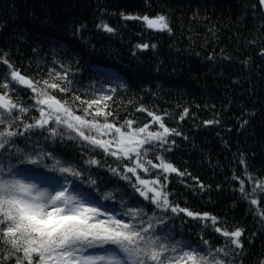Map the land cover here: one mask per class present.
Masks as SVG:
<instances>
[{"label":"trees","instance_id":"obj_1","mask_svg":"<svg viewBox=\"0 0 264 264\" xmlns=\"http://www.w3.org/2000/svg\"><path fill=\"white\" fill-rule=\"evenodd\" d=\"M158 14L167 17L171 32L124 18ZM102 24L114 31L98 27ZM138 44L150 46L141 49ZM0 57L34 81L51 82L55 73L66 74L67 81L61 83L69 91L51 90L58 99L72 101L78 95L90 101L111 96L105 111L113 113L108 119L118 126L125 120H134L133 127L148 123L151 117L147 111H137L140 107L157 115L167 113L164 123L181 135L169 137L165 148L170 151L157 144L148 158L158 163L155 157L161 154L185 173L169 174L170 201L218 217V226L229 231L243 229V248L236 249L210 222L206 225L170 210L161 213L128 181L109 171L118 166L112 156L78 138L70 139L68 133L50 137L46 129L37 128L16 137V146L26 151L42 149L70 161L83 170L84 180L91 175L97 181L93 193L102 197L112 192L114 198L104 203L117 214L128 207H142L145 222L154 213L164 216L156 234L167 237L169 243L180 241L204 253L225 248L229 257L220 254L218 258L234 260V264H264V192L258 190L246 198L234 179L244 180L246 193L252 192L255 180L264 181V12L259 0H0ZM3 76H10V70L0 63V83ZM11 95L25 106L35 104L30 89L18 86ZM83 107L74 102L77 115H83ZM184 109L188 112L181 120ZM21 115L32 122L39 113L31 107ZM157 129L158 125L150 128ZM93 158L100 161L99 166L85 163ZM52 163L45 158L42 165H18L20 178L48 187L49 178L57 174L44 165ZM158 173L151 169L139 174L150 180ZM253 198L258 205L250 203Z\"/></svg>","mask_w":264,"mask_h":264},{"label":"snow or ice","instance_id":"obj_2","mask_svg":"<svg viewBox=\"0 0 264 264\" xmlns=\"http://www.w3.org/2000/svg\"><path fill=\"white\" fill-rule=\"evenodd\" d=\"M259 4L264 7V0H259ZM124 18L142 20L149 29L171 32L165 15ZM98 27H103L107 32L114 31L107 24ZM149 46L138 44L137 48L147 49ZM0 63L10 70V76H3V83H0V246L7 249H0V264L12 260L15 264H234V260L218 258L220 254L229 257L230 252L225 248L209 249L204 253L180 241L167 242V237L156 234L157 226L164 223V216L154 213L145 222L143 217L146 213L142 207H128L119 214L114 209L109 210L104 201L113 199V193L108 192L102 197L95 195L92 189L97 181L91 175L84 180L83 170L70 161L56 159L42 149L26 151L15 143L16 137L25 136L37 128L46 129L50 137L68 133L70 139L78 138L92 148L101 149L105 155L112 156L118 166L109 167V171L128 181L143 200L154 205L161 213L166 214L170 210L174 214L184 213L206 225L210 222L216 233L229 238L236 249H242L240 238L243 229L237 227L229 231L226 227L218 226L221 223L218 217L207 212H193L170 201L167 191L169 174L183 176L185 173L179 172L161 154L155 157L158 163L148 158L149 152L157 144L161 149L170 151L171 148H165L169 137L181 135L164 123L167 113L157 115L140 107L137 111H147L151 117L148 123L133 127L134 120H125L118 126L108 119L113 113L105 111L108 107L106 102L111 100V96L100 95L90 101L81 100L78 95L72 101L58 99L51 90L69 91L61 83L67 81L66 74L55 73L51 82L34 81L15 69L6 58L0 57ZM18 86L31 90L34 105L25 106L13 99L11 93ZM75 101L86 105L83 115L76 114ZM102 102L103 107H100ZM93 106L95 111H90ZM31 107L36 108L39 116L34 117L32 122L24 121L21 114L28 113ZM187 112L188 109H184L181 120ZM17 122L22 124V128ZM212 123L218 121H205V124ZM152 125H158V129L150 130ZM61 128L64 132H61ZM170 143L174 144L175 141ZM45 158L52 159L53 163L44 167L57 174L49 178L50 186L42 187L31 179L20 178L18 165H42ZM12 159L16 160V164L11 163ZM85 163L89 166L100 165V161L94 158ZM151 169H158L159 173L150 180L141 178L140 172L148 173ZM248 178L252 180L250 175ZM234 179L239 180V191L246 198L258 190L264 192V181L255 180L252 192L246 193L244 180L239 177ZM84 184L88 187H84ZM120 203L123 207L124 201ZM250 203L258 205L259 201L253 198ZM261 216L264 217V212ZM203 243L209 244L207 240ZM89 249L97 251L89 253Z\"/></svg>","mask_w":264,"mask_h":264},{"label":"water","instance_id":"obj_3","mask_svg":"<svg viewBox=\"0 0 264 264\" xmlns=\"http://www.w3.org/2000/svg\"><path fill=\"white\" fill-rule=\"evenodd\" d=\"M262 7V6H261ZM262 10H263V12H264V7H262Z\"/></svg>","mask_w":264,"mask_h":264}]
</instances>
